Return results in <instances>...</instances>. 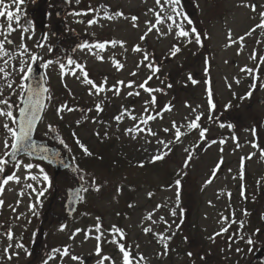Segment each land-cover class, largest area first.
<instances>
[{
	"label": "rangeland",
	"instance_id": "374dc122",
	"mask_svg": "<svg viewBox=\"0 0 264 264\" xmlns=\"http://www.w3.org/2000/svg\"><path fill=\"white\" fill-rule=\"evenodd\" d=\"M41 2L27 0L26 6L27 46L33 54L43 57V62L38 60L36 64L42 65L52 97L36 129V138L62 149L73 164L56 181L58 175L49 164L30 156L23 160L38 164L51 180V187L40 197L39 203L35 194L27 189V222L37 218L29 211L30 204H37L36 213L53 210L61 217V226L66 225L62 231L60 226L56 233L62 242L61 250L68 247L70 254L82 258L73 261L58 254L53 263L97 264L100 256L96 255L95 236L103 234L99 242L101 256L107 255L115 264H122L118 245L107 242L112 239L113 226L123 230L125 238L120 243L131 250V257L143 254L145 260L140 264H217L220 256L231 261L235 247L225 237H230V232L241 226L240 221L250 225L254 210H264V158L252 146L255 143L264 147V119H260L264 117V107H259L255 124L246 109L253 97L264 98V87L255 86L248 97L250 86L255 82L252 75L242 71L264 65L261 63L264 28L256 27L264 23L260 15L264 12V0H182V11L192 21L190 25L185 21V30L195 28L201 34V44L187 43L188 38L177 35L179 29L175 25L166 36H160L153 29L141 40L146 22L155 23L153 14L148 11L156 7L155 0H80L79 3L59 0L55 10L76 9L66 20L72 45L75 44L70 55L55 53L56 39L62 31L56 25L43 31L38 10ZM251 4H256L255 11L244 6ZM51 7L49 3L48 10ZM105 12L111 16L110 20L104 18ZM120 12L123 17L116 15ZM132 16L138 17L135 21L138 27H133ZM83 17L87 18L85 24L80 22ZM92 19L98 23L89 26L87 21ZM169 24L170 21L160 25L161 31L167 32ZM11 37L21 41L16 34ZM98 43H104L105 48L93 47L92 51H99L102 60L81 48L83 44ZM137 45L142 52L133 51ZM174 45L180 51L173 57ZM144 53L149 57L147 61L143 60ZM69 58L83 65L88 78L103 91L95 94V89L83 83L80 70L75 69V65H67ZM48 60L53 63L45 67ZM57 61L65 63L63 72ZM149 62L159 70L154 72L144 66ZM10 63H18V60ZM72 69L76 71L75 76L71 74ZM133 72L136 75H132ZM15 79L13 89L6 88L4 92L7 98L11 91H16V95L11 96L13 102L21 95L18 84L22 81ZM117 81H124L125 85L134 83L126 87L117 85ZM142 83L155 91L139 87ZM113 86L120 88L119 95L114 94ZM129 92L139 95H128ZM153 97L155 104L148 103L146 112L145 102ZM61 105L67 108L58 115L57 108ZM97 105L102 111L97 110ZM238 106L240 110L236 111ZM68 108L73 110L68 111ZM231 110L233 114L229 115ZM15 114L18 116V111ZM239 115L242 116L237 121ZM132 116L137 119L133 120ZM149 116L155 119H148ZM141 118L147 120V124L140 123ZM173 121L180 128L179 138L172 130ZM190 121L198 127H188ZM3 122L0 118V124ZM137 124L140 128H151L156 135H148L147 131L126 132ZM49 125L54 131L49 130ZM165 128L170 131H163ZM253 128L255 134L250 131ZM201 131L204 136L199 134ZM4 138L0 137L1 153L5 150ZM77 138L95 155L91 165L81 158V154H86L76 144ZM61 140L65 143L61 144ZM158 140L165 141L168 148L157 144ZM158 149L167 154L161 160L150 162ZM250 154H253L251 159H247ZM221 165L224 167L219 170ZM32 173L38 174V169L33 168ZM28 183L34 182L29 180ZM76 185H82V196L76 213L68 217L63 210L65 189ZM34 186L40 187L39 184ZM97 187L99 191L95 190ZM173 210L176 216L171 215ZM233 213L236 223L232 222ZM29 227L34 232L37 226L30 224ZM97 227L100 232L96 231ZM225 227L227 232L215 235ZM78 229L82 231L77 233ZM145 229L151 231L145 233ZM158 233L165 237L163 242ZM119 235L116 234L118 240ZM73 236L75 238L70 239ZM169 236L171 240H167ZM213 236L215 239H210ZM164 243H167V254L158 255L164 252ZM201 255L207 261L201 260ZM85 258L90 259L89 263ZM24 259L27 256L16 257L14 264H22ZM45 260L43 255L39 258L33 255L30 264H45ZM105 264L111 262L105 261Z\"/></svg>",
	"mask_w": 264,
	"mask_h": 264
},
{
	"label": "snow or ice",
	"instance_id": "6c2138e0",
	"mask_svg": "<svg viewBox=\"0 0 264 264\" xmlns=\"http://www.w3.org/2000/svg\"><path fill=\"white\" fill-rule=\"evenodd\" d=\"M79 2L80 0H77V3ZM24 3H25V0H10V3H6L5 0H0V18H6V22H7L6 27L4 24H0V35L3 36V38L0 39V61H2V63H0V118H3L4 120V122L0 124V135H3L5 137L4 145H3L5 152L3 156H0V174L6 171V165L9 163L10 160L15 161L13 167L17 171L20 170L21 165H22L26 173L23 179V188L30 189L31 193L35 194L36 200L39 203L40 197H42L45 194V192L48 190V188L51 187L50 177L45 172V170L41 168L38 164H33L30 162L24 163L23 159L19 156V154L24 153L27 156H31L37 152H40V153L48 152L47 148H43L33 142L32 135H33L34 128L38 120L40 119L41 111L44 108L43 101L45 99L50 101L52 97L50 94L46 95L47 93H49L48 88H44V87L38 88L35 86H31L27 83H24V82L34 79V65L36 64V62L38 60L43 62V57L33 54L32 51L28 48L27 44L24 43L25 34L28 33L29 31L28 28H26L24 25L21 24V12H22L21 5ZM13 5L15 6L14 11L12 10ZM155 5L156 7L150 8L148 10L150 13L153 14L155 18V23H153L152 21L146 22V32L144 36H141L140 38L141 40L146 39L148 33L152 32L153 29H155V31L159 33L160 36H166L169 33H171L172 25H175L176 28L179 29L177 35L179 37L188 38L187 43H193V42L197 44L202 43L201 34L197 33L195 28H190L188 30H185V27H184L185 21L189 25L192 23V21L188 19L187 16L182 11V0H155ZM244 6L251 7L252 11L256 10L255 4L244 5ZM75 14L80 15L81 13H75ZM97 15H99L98 12H97ZM116 15L121 16V17L124 16L122 12L116 13ZM260 15L262 19H264V12H261ZM104 18L110 20L111 16L108 15L107 12H105ZM131 19L133 21V27H138V25L135 23V21L138 20V17L132 16ZM168 21L171 22V24L168 25V31L162 32L160 25L165 24ZM13 23H15L16 25L15 28L13 27ZM87 23L89 24V26H91L92 24L98 23V21L96 19H92V20L87 21ZM256 27L264 28V23H261L257 25ZM14 31L21 32V43L19 45H17L14 40L9 38L12 32ZM252 31H255V28H253ZM250 34L251 32L249 33V35ZM112 43H115V42H112ZM120 43H121V46H123V42H120ZM6 45L8 46L7 48H6ZM38 46L41 48L44 47L43 44H38ZM93 47H95L97 50H101L105 48V44L98 43L95 45H89V44L81 45L82 49H88V51L92 55H95L97 56L98 59L102 60L103 58L99 55V51H96V52L92 51ZM133 51L142 52L143 50L137 45V46H134ZM179 51H180V48L174 45L173 48L171 49V55L174 57ZM26 55L28 56V59H24V56ZM148 59L149 57L147 53H144L143 60L147 61ZM14 60H18V63H10V61H14ZM52 63H53L52 60H48L44 64V66L48 67ZM56 63L59 64L60 70L61 72H63L66 67L65 63L60 62V61H57ZM261 63H264V59L261 60ZM67 65L68 66L75 65V69L80 70V73L83 76V83L90 85L91 89H95L96 90L95 94H99L101 91H103L102 87L97 85L92 79L88 78V73L84 70L83 65L77 63L75 60L71 58L67 60ZM140 66L141 64L138 63L137 67H140ZM144 66L148 67L149 69H152L154 72L159 70L158 68H155L150 62ZM75 69L71 70V74L73 76L76 75ZM242 71H246L249 75H252L255 72L256 73L255 78L256 79L259 78V72L257 69L246 68V69H242ZM132 75H136V73L133 72ZM15 77H18L19 80L22 81L21 83L18 84V89L21 95L18 96L16 102H13L11 100V96L16 95V91H11L7 98L4 97V92L6 88L9 90L13 89V85L17 82ZM149 79H151V77H149ZM189 79H191V76H189ZM195 82L196 81H193V83ZM104 83L106 84V80ZM133 83L134 82H128V84L125 85L124 81H117V85H125L126 87H131ZM237 83H239L238 80H237ZM113 87H115L114 94L119 95L120 88L117 86H113ZM139 87L145 88V90L148 92L155 91L154 89L147 88L146 83L140 84ZM91 89L89 91L90 95L93 94ZM250 89L251 90L247 93L248 97L251 96L252 90H255V85H251ZM128 95H139V93L129 92ZM17 103L19 105L18 108L16 107ZM148 103L155 104V98L153 97L150 101L145 102L146 112L148 111V108H147ZM228 107H230V105H228ZM64 108H67V106L61 105L60 107H58L57 114L59 115V113ZM67 110L72 111L73 109L68 108ZM97 110L102 111V108H100V106L97 105ZM14 111H18V117L14 115ZM60 118L62 119L63 117L61 116ZM116 119L120 120V117L117 116ZM132 119L135 120L137 119V117L132 116ZM148 119H155V117L149 116ZM199 119L200 117H196V120H199ZM9 121L11 122L12 126H10ZM140 123L147 124V120L141 118ZM188 127L195 129L198 127V125L195 122L190 121L188 122ZM49 130L54 131L51 125H49ZM172 130H174L175 137L179 138L181 135V132H180V128L177 127L175 121H173L172 123ZM138 131L139 132L147 131V134L151 136L156 135V133L153 132L151 128H147V129L140 128L139 124L135 125L133 128L126 129V132L128 133H135ZM163 131L169 132L170 129L165 128L163 129ZM250 131H252L253 134H255L254 128L251 129ZM199 134L201 136H204L205 133L204 131H201ZM75 135L76 134L73 133V136ZM97 135H99V133H97ZM133 138H135V136H133ZM9 139L11 140V143H9ZM75 142L83 150V152L86 155L88 156L92 155V153L88 150V148L85 145H83L78 138L76 139ZM60 143L64 144L65 142L61 140ZM156 143L163 145L164 148H168V144H166L165 141L163 140H158L156 141ZM221 143H223V141H221ZM252 146L258 148V145L255 143H253ZM260 151H261V155L264 156V150H260ZM166 154L167 153L164 152L163 150L158 149L157 154L151 157L150 162L154 163L158 160H161L164 158ZM252 155L253 154H250L247 157V159H251ZM41 159H49V157L47 155H42ZM140 166L143 167V164H141ZM33 168L38 169V174L32 173ZM29 180L33 181L34 183H28ZM10 181L15 182L16 184L22 183L21 177L16 175L15 172L4 177L3 179H0V197H2L4 193V186L8 185ZM208 183H211V180H209ZM35 184L40 185L39 189H37V187L34 186ZM177 184H179V181H177ZM95 190L99 191V187H97ZM23 195H24L23 190L20 193H18V196L20 197H22ZM3 205H4V200L0 199V209L3 208ZM18 205H19V201H17V206ZM129 206L131 207V205ZM9 207L11 208L13 212H15L16 210L15 207L11 205H9ZM36 208H37V204L29 205V211H31L33 215L37 214ZM176 214L177 213L175 210L171 212L172 216H176ZM245 215H247L246 211H245ZM15 219L19 220L20 216H16ZM224 219H227V218H224ZM232 222L236 223L234 219V213H233ZM153 223H155V221H153ZM165 223L167 224V221H165ZM239 223L242 227L243 221H240ZM0 227H2V225H0ZM65 227L66 225L61 226L60 230L61 231L64 230ZM168 227L171 228V225H168ZM76 231L78 233L79 231H82V230L78 229ZM96 231L100 232V228L97 227ZM112 231H113L112 239L108 240L107 242L116 243L118 245V250L120 253H122V264H134V262L135 264H140V262L145 260V257L143 256V254H139L138 258L131 257V250L126 249L124 244L120 243V241L125 238L122 229H119L113 226ZM149 231H151V229H145V233ZM227 231L228 229L227 227H225L221 229V231L216 233L215 235H220L223 232H227ZM117 233L120 234L119 240L116 237ZM2 235L5 236L7 240L10 242L2 250L3 253L5 254L4 258H6L7 260L9 261L12 260L14 256L19 257L20 253L18 251H15V249L23 250L26 255L31 254L25 248L23 243H17L16 245H13L11 243V241L14 239V233L11 231V228H9L7 232L2 233ZM102 235L103 234L95 236V239L98 242L97 249H96V255L100 256V259H98L97 264H105V261H110L111 264H115V261H113L111 257L107 255L101 256V249L99 246V242L101 241ZM156 235L159 237L161 242L165 240V237L162 234L158 233ZM173 235H175V233H173ZM74 238H75L74 236L70 237V239H74ZM210 239L214 240L215 236L210 237ZM240 239H244V237L241 236ZM167 240H171V237L170 236L167 237ZM247 243L249 245H252L253 241L251 239H248ZM138 247L139 246L137 245V248ZM163 247H164V252L159 253L158 255L167 254V243H164ZM241 250L242 249H237V251H241ZM53 251L55 253H58L62 257H70V259L73 261L82 260L81 257L70 254L68 247H64L62 250L55 249ZM188 255L191 256V253H189ZM54 258L55 257L52 255L49 256V259H54ZM45 264H48L47 260L45 261Z\"/></svg>",
	"mask_w": 264,
	"mask_h": 264
},
{
	"label": "flooded vegetation",
	"instance_id": "af4514ba",
	"mask_svg": "<svg viewBox=\"0 0 264 264\" xmlns=\"http://www.w3.org/2000/svg\"><path fill=\"white\" fill-rule=\"evenodd\" d=\"M40 2V0H37ZM40 6H38V10L41 15L42 20V28L43 31L46 32L54 25H56L59 30L62 32L58 35L57 41H56V47H55V53L62 54V55H70L72 51L75 49V44L72 45L73 38L70 36V31L68 30L67 19L68 17L73 14L76 9H68L66 7H63L60 10H55L56 7L59 6V0H41ZM51 1V2H50ZM6 3H10V0H5ZM49 3H52V7L50 10H48ZM256 5V4H255ZM27 0H25V3L21 5V24L24 25L27 28ZM15 6H12V10L14 11ZM55 10V11H54ZM63 11L62 18L58 16V13ZM49 15V16H48ZM51 16V17H50ZM61 18V19H60ZM55 19V20H53ZM87 18L83 17L80 22L84 23L86 22ZM6 18H0V24H4L6 27ZM64 23V27H61L60 24ZM50 28L48 29V27ZM13 27L15 28L16 25L13 23ZM57 30V31H59ZM14 34L21 37L20 31H14L10 35V39L14 40L17 45L20 44V39L11 37ZM1 36V35H0ZM27 33L24 37V43L27 44ZM74 37V36H73ZM7 48V45H6ZM27 57V55H26ZM117 63L120 62V59H116ZM152 62H156L153 60ZM253 69H257L259 72V78L256 79V73L254 72L252 74V78L254 79V85L259 86L258 88L264 87V65L256 66ZM264 107V98H257L253 97V100L249 102L247 106V115L250 117L249 119L252 120V122L255 124L256 119L259 118L257 112L259 107ZM18 108V106H17ZM240 107L238 106L236 108V111H239ZM17 111H14V115L17 116ZM233 114V111L231 110L229 112V115ZM242 115L237 116V121ZM18 117V116H17ZM233 119L235 118V115L233 116ZM261 120L264 119V117L260 118ZM12 126V125H11ZM2 135H0L1 137ZM11 141V140H10ZM11 143V142H10ZM258 152L261 153L260 150H264V147H258ZM10 150V149H9ZM5 150L3 153L0 152V156L4 155ZM64 154V153H63ZM23 160H27V155L20 156ZM264 158V156H263ZM15 161H9V163L6 165V171L2 174H0V179H3L4 177L12 174L15 172L16 175L21 177V184H16L15 182L10 181L8 185L4 186V193L0 199L4 200L3 208L0 209V264H14L16 257L14 256L12 260H7L4 258L3 248L6 247L10 242L7 240L5 236L2 235V233H5L11 228V231L14 233V239L11 241L13 245H16L17 243H23L25 248L28 250L30 255H26L25 252L21 249H15V251H18L20 253L19 256H27V259L23 260L22 264H30L32 263V256H37L38 258L40 255H43V260L46 259L48 261V264H54L53 261H57L58 259V253H55L53 250L55 249H61L62 242L60 237L56 234L58 228L61 226L60 221L61 217H58V215L55 214L53 210H43L38 211V213L35 215L37 218L30 220L27 222V189L23 188V179L26 175L25 170L23 167L20 168L19 171H17L13 165ZM223 165L218 168L219 170L223 169ZM247 165L245 167V170L247 169ZM244 170V171H245ZM66 171H61L58 176L56 177V181H58V177L60 174H63ZM246 172V171H245ZM245 175V173H244ZM57 187V183L55 185ZM11 189V190H9ZM24 191V195L22 197L18 196V193L21 191ZM17 201H19V205L17 206ZM9 205L15 207V212L11 210ZM48 211V213H47ZM23 214V215H21ZM16 216H20V219H15ZM67 216V215H66ZM34 217V216H33ZM69 217V216H68ZM250 225H243L238 226L233 230V232H230L232 235L229 237L227 235L225 237L230 239L232 241V245L235 247L234 255L231 258V261H227L223 259L221 256L217 260V264H264V210H257L253 211L252 215L250 216ZM30 224L34 225L36 227V230L33 232V230L30 229ZM22 225V227H21ZM22 228L20 231L18 228ZM49 228H53L54 230L49 231ZM46 235L48 237L46 238ZM243 236L244 239H240V237ZM53 237L50 241L48 238ZM251 239L253 241L252 245H249L247 243V240ZM237 249H242L241 251H237ZM11 251V250H10ZM52 255L55 258L49 259V256ZM200 259L207 261L206 258H203L202 255ZM45 260V261H46ZM13 262V263H12ZM38 264V262H37ZM56 264V263H55Z\"/></svg>",
	"mask_w": 264,
	"mask_h": 264
},
{
	"label": "water",
	"instance_id": "95a60500",
	"mask_svg": "<svg viewBox=\"0 0 264 264\" xmlns=\"http://www.w3.org/2000/svg\"><path fill=\"white\" fill-rule=\"evenodd\" d=\"M62 15H63V11L58 13L59 17H61ZM61 26L64 27V24H62ZM27 82H28L27 84L31 86H35L38 88L39 87L47 88L41 65H36V67L34 66V79L27 81ZM46 102H47V99L43 101L44 108L46 106ZM44 108L42 109L41 114H40V119L38 120L34 128L32 139H33V142L36 143L37 145L43 148H47L48 152L47 153L37 152L34 155H31V157L37 160L45 161L48 164H51L55 168L54 169L55 172L58 174L59 172H61V170L63 171V170L70 168L72 165V161L69 159V157H62L61 149L50 145L47 141H42V140L35 138L36 129L39 126L41 118L43 117V114H44V110H45ZM21 155H24V153L19 154V156ZM42 155H47L49 159H41ZM81 191H82V186H77L76 188H73V189H67L68 198L66 199L65 208H66V213L68 215H73L76 212V209L78 208V205H79V201L81 199ZM88 260L90 259L85 258L86 263H89Z\"/></svg>",
	"mask_w": 264,
	"mask_h": 264
},
{
	"label": "trees",
	"instance_id": "16d2710c",
	"mask_svg": "<svg viewBox=\"0 0 264 264\" xmlns=\"http://www.w3.org/2000/svg\"><path fill=\"white\" fill-rule=\"evenodd\" d=\"M81 158H83V161L87 162L88 165H91L92 164V160L94 159L95 155H91V156H87V155H82L81 154Z\"/></svg>",
	"mask_w": 264,
	"mask_h": 264
}]
</instances>
